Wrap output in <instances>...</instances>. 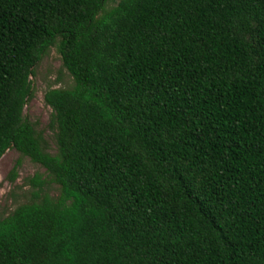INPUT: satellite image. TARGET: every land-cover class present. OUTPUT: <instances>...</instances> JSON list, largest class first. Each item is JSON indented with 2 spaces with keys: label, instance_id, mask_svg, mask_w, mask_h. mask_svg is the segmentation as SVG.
<instances>
[{
  "label": "trees",
  "instance_id": "obj_1",
  "mask_svg": "<svg viewBox=\"0 0 264 264\" xmlns=\"http://www.w3.org/2000/svg\"><path fill=\"white\" fill-rule=\"evenodd\" d=\"M53 47L55 151L25 115ZM12 149L50 180L0 219V264H264V0H0Z\"/></svg>",
  "mask_w": 264,
  "mask_h": 264
},
{
  "label": "rangeland",
  "instance_id": "obj_2",
  "mask_svg": "<svg viewBox=\"0 0 264 264\" xmlns=\"http://www.w3.org/2000/svg\"><path fill=\"white\" fill-rule=\"evenodd\" d=\"M31 81L34 97L26 106L25 115L39 131L45 133L46 139L51 143L52 151H55L53 135L48 129L53 111L45 102V94L51 89H68L74 85V79L64 68L56 47L51 48L43 57ZM38 180H50L46 169L41 165L34 163L28 157H23L15 149L9 150L2 157L0 160V219L9 216L20 205L35 200L34 193L39 189L34 182ZM44 191L55 197L59 194V187L55 184H46Z\"/></svg>",
  "mask_w": 264,
  "mask_h": 264
}]
</instances>
